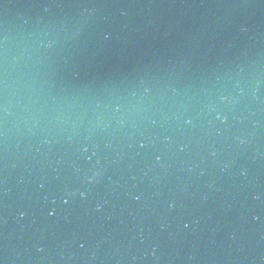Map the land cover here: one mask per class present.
Listing matches in <instances>:
<instances>
[{
    "label": "water",
    "instance_id": "1",
    "mask_svg": "<svg viewBox=\"0 0 264 264\" xmlns=\"http://www.w3.org/2000/svg\"><path fill=\"white\" fill-rule=\"evenodd\" d=\"M264 204V0H0V264H224Z\"/></svg>",
    "mask_w": 264,
    "mask_h": 264
}]
</instances>
